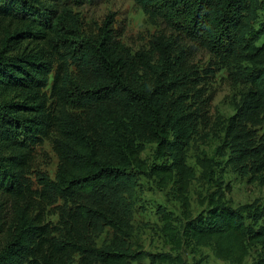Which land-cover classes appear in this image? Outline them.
<instances>
[{"label":"trees","instance_id":"obj_1","mask_svg":"<svg viewBox=\"0 0 264 264\" xmlns=\"http://www.w3.org/2000/svg\"><path fill=\"white\" fill-rule=\"evenodd\" d=\"M134 1L208 53L201 73L187 58L175 62L160 36L154 47L163 70L142 89L134 78L153 70L152 59L129 53L111 15L87 31L69 0H0V205L9 212L0 219V264H127L134 255L114 243L98 247L89 236L99 222L120 234L127 226L92 190L123 188L135 171L179 191L185 222L163 229L177 248L212 246L219 260L233 264L260 248L252 264H264V207L257 227L245 222L249 211L220 199L189 214L193 171L184 147L205 113L172 100L178 89L222 69L233 76L246 62V87L228 134L243 146L237 159L264 170V135L255 141L250 130L264 124V42L255 43L260 35L251 36L245 20L248 3L257 0ZM260 27L264 35V21ZM46 140L59 159L55 178L37 172L32 181L36 150ZM142 142L154 143L159 158L172 153L170 165H149Z\"/></svg>","mask_w":264,"mask_h":264},{"label":"rangeland","instance_id":"obj_2","mask_svg":"<svg viewBox=\"0 0 264 264\" xmlns=\"http://www.w3.org/2000/svg\"><path fill=\"white\" fill-rule=\"evenodd\" d=\"M69 1L87 31L95 30L107 15H111L114 28L121 34L120 40L129 53L148 54L153 70L140 72L134 78L142 89L152 87L155 73L163 70V62L154 47L157 37L162 36L167 41L175 62L187 58L190 68L199 73L209 64L210 58L205 50L184 40L162 19L149 18L134 0ZM245 20L250 35H260L255 43L261 45L264 42L260 27L264 21V0H257L256 5L248 3ZM245 66L247 63L242 62L235 68L233 76L222 69L196 87H182L172 100L189 113L197 111L201 114L202 110L205 113V119L194 128L184 147L186 164L193 171L185 193L189 214L195 216L206 209L210 201L220 199L234 208L249 211L245 222L257 227L263 220L258 214L264 207V170L256 172L257 168L252 167L250 162L239 161L237 152L243 146L233 142L228 134L230 120L236 114L246 87L243 76L247 72ZM167 71L164 70L165 73ZM208 98L211 100L208 101ZM250 130L257 141L264 135V124L251 126ZM138 145L140 156L149 165H170L172 153L159 158L154 143L142 142ZM58 165L59 159L51 142L44 141L36 150L32 181L37 172L54 179ZM92 193L105 196L106 204L119 210L127 226L120 234L104 222H99L89 236L98 247H112L114 243L134 255L127 264H233L219 260L212 246L185 244L177 248L171 237L165 235V226L179 230L185 222L182 198L172 184L161 187L148 172L135 171L129 175L125 187H97ZM0 216V219L9 216L2 205ZM56 218L55 215L49 217L53 222ZM259 253L260 248H251L243 264H252Z\"/></svg>","mask_w":264,"mask_h":264}]
</instances>
